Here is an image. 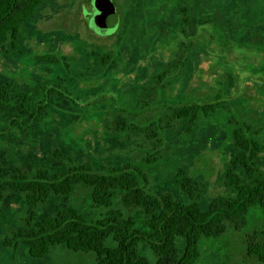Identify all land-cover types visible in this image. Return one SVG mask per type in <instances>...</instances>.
Returning <instances> with one entry per match:
<instances>
[{
  "label": "rangeland",
  "instance_id": "rangeland-1",
  "mask_svg": "<svg viewBox=\"0 0 264 264\" xmlns=\"http://www.w3.org/2000/svg\"><path fill=\"white\" fill-rule=\"evenodd\" d=\"M94 1L45 0L17 39L0 46L1 169L33 177L71 166L96 172L131 166L145 172L156 196L187 203L179 173L202 188L205 210L231 196L225 172L240 152L234 129L248 128L264 147V0H101L121 19L113 37L92 30ZM216 100L224 106L201 117L190 134L185 121L172 120L174 108ZM152 156L156 162L148 164ZM258 166L264 180V155ZM91 193L78 185L71 195H52L34 209L33 227L70 207L89 221L101 218L109 209L96 207ZM123 196L112 209L144 227L148 217L127 209ZM29 215L22 193L0 190V264H95L94 254L64 246L42 259L22 243L7 246L29 227ZM263 226L255 208L246 227L229 226L223 237L204 242L197 264H262L248 256L247 245L263 241ZM148 248L142 254L156 264Z\"/></svg>",
  "mask_w": 264,
  "mask_h": 264
},
{
  "label": "trees",
  "instance_id": "trees-1",
  "mask_svg": "<svg viewBox=\"0 0 264 264\" xmlns=\"http://www.w3.org/2000/svg\"><path fill=\"white\" fill-rule=\"evenodd\" d=\"M44 2L0 0V46L14 42ZM224 104L225 100H216L203 105H182L174 108L172 120L185 121L183 131L190 134L201 117L208 118ZM247 131L246 127L233 131L234 144L240 152L230 157L225 172V185L233 194L213 199L206 210L198 201L202 188L192 186V181L183 179L181 173L176 176V182L188 197L187 203L169 194L150 193L145 172L131 166L108 172H96L87 165L71 166L56 174L40 170L33 177L19 170L9 176L0 167V190L8 187L22 193L30 214L29 227L17 232L5 244L22 243L35 259L48 256L52 247L64 246L74 252L94 254L95 264H149L141 251L146 245L156 264H197L203 256L204 242L223 237L229 226L243 229L255 208L261 210L264 222V180L258 166L264 147L248 137ZM146 162L154 164L156 158L149 157ZM240 169L245 176L239 173ZM78 185L91 188L93 204L109 209L108 212L89 221L83 212L70 207L54 217L42 219L33 227L32 216L37 205L47 202L52 195H71ZM119 192L124 193L122 200L127 209H139L148 217L144 227L122 211L112 209ZM262 236L260 242L249 240L247 254L264 264V226Z\"/></svg>",
  "mask_w": 264,
  "mask_h": 264
},
{
  "label": "water",
  "instance_id": "water-1",
  "mask_svg": "<svg viewBox=\"0 0 264 264\" xmlns=\"http://www.w3.org/2000/svg\"><path fill=\"white\" fill-rule=\"evenodd\" d=\"M94 11L93 13H96L95 15V22L94 26L92 27V30L96 32L97 34L101 35L102 37H106L109 35L114 34L118 27H119V18L117 16V13L115 11V8L110 6L111 8L104 9L101 5V0H96L93 3ZM89 5L86 6L88 10ZM113 33H109V29H113Z\"/></svg>",
  "mask_w": 264,
  "mask_h": 264
},
{
  "label": "flooded vegetation",
  "instance_id": "flooded-vegetation-1",
  "mask_svg": "<svg viewBox=\"0 0 264 264\" xmlns=\"http://www.w3.org/2000/svg\"><path fill=\"white\" fill-rule=\"evenodd\" d=\"M117 13V12H116ZM118 16V15H117ZM119 18V17H118ZM120 27H121V19L119 18V27H118V29H117V31L114 33V34H112V35H109L108 37H113L114 35H116L119 31H120ZM107 58H111V56H107ZM54 60H56L55 59V57H54ZM163 75V74H162ZM159 76V79L160 80H162L163 79V76ZM56 90V89H55Z\"/></svg>",
  "mask_w": 264,
  "mask_h": 264
}]
</instances>
